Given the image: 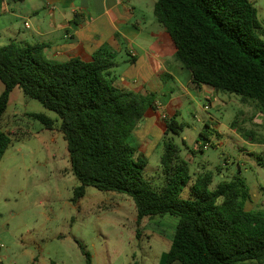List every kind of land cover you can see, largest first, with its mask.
Listing matches in <instances>:
<instances>
[{"label": "trees", "instance_id": "1", "mask_svg": "<svg viewBox=\"0 0 264 264\" xmlns=\"http://www.w3.org/2000/svg\"><path fill=\"white\" fill-rule=\"evenodd\" d=\"M24 3L26 0H9ZM176 47L175 58L192 75L195 85L236 95L243 104L264 114V27L250 0H157L154 8ZM263 34V36L261 35ZM43 46L10 43L0 47V163L13 139L2 130L10 94L25 96L58 115L67 142L71 170L80 182L74 201L87 187L125 194L137 210V225L145 218L170 215L178 219L165 264H247L264 261V203L248 211L252 197L246 180L237 175L211 189L213 174L195 181L173 136L184 125L175 115L165 120L162 182L145 179L147 157L129 143L152 96H138L117 87L108 70L110 60L86 62L47 60ZM47 130L56 121L31 113ZM253 116L251 117V119ZM232 128L239 133L237 120ZM87 264L91 257L80 245Z\"/></svg>", "mask_w": 264, "mask_h": 264}, {"label": "rangeland", "instance_id": "2", "mask_svg": "<svg viewBox=\"0 0 264 264\" xmlns=\"http://www.w3.org/2000/svg\"><path fill=\"white\" fill-rule=\"evenodd\" d=\"M250 1L263 31L264 0ZM149 2L144 0V7ZM27 5L12 3V11L19 17L0 11V47L20 44V38L28 34L25 22L29 19L21 16H25ZM220 95L225 103L219 101L203 111L201 107L210 99L196 93L194 103L181 110L178 120L184 131L173 136L174 143L189 163L193 181L200 174L212 173L210 188L214 189L240 175L256 200L249 207L257 210L264 203L263 114L243 104L236 95ZM27 101L29 110L40 107L59 120L40 102L28 97ZM235 120L241 133L231 127ZM9 132L13 142L0 163V240L3 255L9 258L7 264H87L80 245L89 253L91 264H165L177 218H149L138 227L135 206L94 187H87L85 196L74 201V190L80 182L72 173L63 134L46 130L35 119L17 121ZM203 133L209 139L204 140ZM152 138L157 142L159 137ZM200 142L207 143L208 148ZM145 179L155 186L163 180L161 159L156 154L146 168Z\"/></svg>", "mask_w": 264, "mask_h": 264}, {"label": "crops", "instance_id": "3", "mask_svg": "<svg viewBox=\"0 0 264 264\" xmlns=\"http://www.w3.org/2000/svg\"><path fill=\"white\" fill-rule=\"evenodd\" d=\"M156 2L150 0L144 7V0H26L25 16H21L29 19L25 22L29 32L19 40L21 46H43V56L54 62L72 58L91 62L95 57L110 60L115 67L108 70L109 78L117 87L138 96H152L154 106L147 110L129 138L130 144L144 154L149 163L155 154L161 158L164 151L165 120L175 115L179 119L182 108L196 100V93L210 99L209 104L201 107L203 111L210 110L219 101H227L221 98L219 91L195 85L191 73L176 60L175 44L154 14ZM12 3L0 0V11L19 17L17 11H12ZM4 91L5 86L0 81V96ZM35 109L29 110L27 96L20 88H15L10 94L2 130L10 133L17 121L33 119L29 116L31 113L48 115L40 107ZM55 121V129L50 131L59 130L60 122ZM253 122H258V118ZM152 135L159 137L157 142ZM203 135L204 140L209 139L207 134ZM110 193L112 197L124 198L130 207L135 206L131 198ZM256 198L261 200V197ZM254 201L252 198V203ZM252 203L246 205L248 211L253 210L249 207ZM0 245V264H7L9 258L6 253L3 255L2 240Z\"/></svg>", "mask_w": 264, "mask_h": 264}, {"label": "built area", "instance_id": "4", "mask_svg": "<svg viewBox=\"0 0 264 264\" xmlns=\"http://www.w3.org/2000/svg\"><path fill=\"white\" fill-rule=\"evenodd\" d=\"M206 108V110H208L209 109V107L207 106V107H205ZM208 148V144L206 143L205 145H204V149H207ZM1 245H0V249H1Z\"/></svg>", "mask_w": 264, "mask_h": 264}]
</instances>
